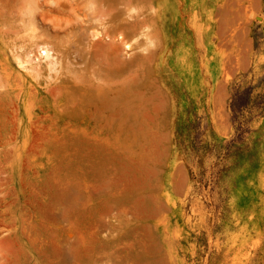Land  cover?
<instances>
[{
	"label": "rangeland",
	"instance_id": "1",
	"mask_svg": "<svg viewBox=\"0 0 264 264\" xmlns=\"http://www.w3.org/2000/svg\"><path fill=\"white\" fill-rule=\"evenodd\" d=\"M0 264H264V0H0Z\"/></svg>",
	"mask_w": 264,
	"mask_h": 264
},
{
	"label": "bare ground",
	"instance_id": "2",
	"mask_svg": "<svg viewBox=\"0 0 264 264\" xmlns=\"http://www.w3.org/2000/svg\"><path fill=\"white\" fill-rule=\"evenodd\" d=\"M108 14V13H107ZM110 18H114V16L113 15H108ZM44 48V47H43ZM40 49H42V48H40ZM43 54H44V56H45V61H46V65H47V67L48 66H51L52 67V65L54 66V64H52L53 62H54V56H53V53L51 52V51H49V50H44L43 52H42ZM41 54V53H40ZM52 64V65H51Z\"/></svg>",
	"mask_w": 264,
	"mask_h": 264
}]
</instances>
